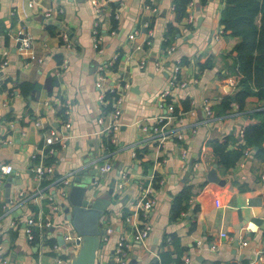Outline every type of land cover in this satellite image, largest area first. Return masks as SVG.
I'll return each instance as SVG.
<instances>
[{
	"label": "crops",
	"instance_id": "obj_1",
	"mask_svg": "<svg viewBox=\"0 0 264 264\" xmlns=\"http://www.w3.org/2000/svg\"><path fill=\"white\" fill-rule=\"evenodd\" d=\"M224 4L225 0H188L177 16L173 0H0V62L7 60L0 66V172L2 164L13 166L1 177L0 260L63 264L57 257H67L70 248L58 241L60 228L48 227L40 235L33 226L37 239H28L26 220L35 214L37 203L25 196L38 189L53 194L57 209H51L42 196L43 210L53 221L66 220L61 204L67 202V194L56 182L81 169L87 179L80 182L92 184L98 193L112 187V204L102 218L113 231L98 250L99 264L116 263L114 247L127 228L124 212L151 173L163 178L154 185L151 233L145 244L126 235L131 242L126 264H150L156 259L160 264L152 251L159 254L172 248L162 245L166 233L179 237L185 248L182 255L191 257L189 264H264V159L243 150L234 165H220L209 142L229 134L240 140L245 115L233 104L226 114L207 117L202 106L207 100L214 107L237 84L227 65L238 38L222 31ZM46 10L52 18L45 16ZM168 25L174 30L165 46ZM94 27L100 34L97 46ZM62 31L68 34L70 46L63 43ZM20 35L31 41L35 58L16 46ZM169 46H173L170 54ZM177 59L179 78L185 84L167 98L178 107L177 113L190 109L193 114L185 112L181 139L171 135L158 147L145 139L136 123L165 112L159 95L169 87L171 61ZM99 74L103 77L97 84ZM24 82L37 88L27 89L21 86ZM125 82L129 88L123 92L119 127L109 134L102 132L97 118L108 110L100 94ZM262 105L251 95L244 108L251 113ZM49 129L62 135L63 144H54V159L48 163L53 165L52 173L38 180L33 167L49 155L37 151ZM237 144L230 141L229 147ZM103 155L111 168L99 174L95 160ZM211 168L222 183L207 179ZM122 172L127 178L117 189ZM187 182L194 187L190 205L171 220L172 197ZM55 243L60 247H53Z\"/></svg>",
	"mask_w": 264,
	"mask_h": 264
},
{
	"label": "built area",
	"instance_id": "obj_2",
	"mask_svg": "<svg viewBox=\"0 0 264 264\" xmlns=\"http://www.w3.org/2000/svg\"><path fill=\"white\" fill-rule=\"evenodd\" d=\"M149 6V5H147ZM155 9V7H153ZM61 10V9H60ZM45 16L48 18H52L51 11L46 10ZM116 16H118L117 13H115ZM93 33V41L94 45H98V40L100 39V34L98 33V30L94 27L92 30ZM61 38L63 43L65 45L70 46V40L69 36L65 31L61 32ZM133 33H130L128 36L130 38L133 37ZM20 41L19 47L21 48L22 52L27 53V55L30 58H35L34 52L32 51L31 47V41L24 36L18 37ZM173 51V46H169L167 48V52L170 54ZM38 60H41V58H38ZM7 63V60H2L0 62V66H3ZM65 61H63L62 65H64ZM143 61H140V66H142ZM157 65L159 63L157 62ZM180 62L179 60H172L170 71H169V87L162 91L159 95L160 100V106H162L165 109V112L159 113L156 116H153L151 121L144 120L143 122H137V126L145 133V139L148 142L155 143L158 147L162 146L163 142L171 135H173L175 138L181 139L183 137V130L181 128V122L183 118L185 117V112L189 111L191 114H193V111L188 109L187 111H180L177 113L175 111V106L172 102L166 101L167 96L173 91L175 87L178 86H184V82L180 80L179 78V72H180ZM102 74H99L97 78V84H99V81L102 79ZM129 88V83L125 82L120 86H110L107 90V92L111 93V99H107L105 97V92L103 91L100 94V100L107 104L110 102L111 108L104 112L97 118V121L99 125L101 126L100 130L102 132H106L107 134L111 133L114 130H117L119 127V121L118 118L122 112V98H123V92ZM203 109L205 111V114L207 117L214 116L213 110L211 105L207 102V100H204L202 102ZM35 125H39L38 121H35ZM66 126H69V124H66ZM243 134V127L239 129V135L242 136ZM110 140L113 141V138L110 137ZM43 145L38 148L37 151H39L42 155L53 153L55 150L54 144L59 143L63 144V137L61 134L57 133L54 129L46 130L43 133ZM47 148V151H44V148ZM249 149H245L244 153H249ZM36 152L32 154V157H36ZM100 161L97 159L95 160L96 164V171L99 174H103L111 168V162L107 160V157L103 155L101 158L99 157ZM13 171V166L9 163L2 164L1 165V172H0V185H1V177L5 173H10ZM53 171V165L45 163L42 160V157L35 163L33 167V175L38 180H41L45 178L47 175L51 174ZM83 172L81 169L72 170L68 174H66L64 177L60 178L56 183H61L62 188V194H66L65 187L71 182L72 178L78 173ZM157 175L154 173H151L149 175V179L146 181V183L140 185V190L137 196L130 200L129 202V210L125 212L123 220L127 224V228L125 229V234H121L115 244L114 247V254L117 264H126L127 263V257H128V250L129 246L131 245V242L127 240L126 235H130L131 241L140 242L145 244V241L148 239L151 233L152 225L149 220V211L153 207L155 203V184H160L163 182L162 177H156ZM262 178L264 175H261ZM127 178L126 172H122L119 175V180L116 184V188H121L124 181ZM96 179L93 181L96 183ZM45 196V198L48 200L49 205L51 209L55 210L58 207V204L53 198V194H47L45 195L42 193L41 189H38L35 191L32 195L25 196L26 199H34L37 203L36 209L33 211L35 214L30 215L27 220L25 227V232L29 240H32L34 238V232H33V226H36L39 230L40 235L45 232L46 228L48 227H56L60 228L62 230V236L64 244H67V247L70 248L69 253L76 248V239L79 237V234L74 229L73 225L69 220H63L60 222L53 221L48 213H46L43 210L42 203H41V197ZM35 203V202H34ZM113 231V228L106 224H101V242L102 244L104 242H107L109 240L110 234ZM221 236L225 235V232H220ZM197 243H200V241H196ZM246 243V241H243V244ZM55 248H59L60 244L55 243L52 245ZM1 247V245H0ZM153 254L158 258V253L152 251ZM68 253V255H69ZM67 257H63L62 255H59L57 257V261L59 263L66 264ZM191 260V257L189 255H182L181 260L177 263L169 262L168 264H189ZM0 264H8V261L5 258H2L0 260Z\"/></svg>",
	"mask_w": 264,
	"mask_h": 264
},
{
	"label": "trees",
	"instance_id": "obj_3",
	"mask_svg": "<svg viewBox=\"0 0 264 264\" xmlns=\"http://www.w3.org/2000/svg\"><path fill=\"white\" fill-rule=\"evenodd\" d=\"M187 2L188 0H173L177 16L185 11ZM220 22L225 34L238 38L228 55L229 63L227 65L229 72L237 76V84L235 91L232 94L224 95L212 107V110L214 116H220L226 114L232 105L236 104L237 110L245 115L243 134L238 137L240 140H237L233 134H229L221 140L214 138L209 142L217 155L218 163L227 168L235 164L246 148L252 151L257 158L264 159V0H225L220 13ZM173 30V26L168 25L163 42L165 46L170 44ZM24 84L27 89L35 90L37 88L35 84L28 82L22 83L21 86ZM111 95L106 92L105 97L110 100ZM251 95H255L263 101V105L260 109L250 113L245 110L244 105L247 97ZM169 100V98L166 99L168 102ZM110 108V102L105 104L106 110ZM177 109L176 106L175 111H178ZM252 117L254 120H251ZM230 141L238 142L234 149L229 147ZM53 159L54 154L50 153L44 158V162L51 163ZM156 177L160 176L157 174ZM193 188V184L187 182L180 191L173 195L169 217L171 220L180 217L183 211H187L190 199L194 194ZM33 232L36 240L38 230L33 229ZM164 244L172 248L160 250L158 254L160 264H168L171 261L179 262L185 249L180 244L179 237L175 233H166L162 242V245ZM157 260H152L150 264H158ZM212 264L218 263L213 262Z\"/></svg>",
	"mask_w": 264,
	"mask_h": 264
},
{
	"label": "water",
	"instance_id": "obj_4",
	"mask_svg": "<svg viewBox=\"0 0 264 264\" xmlns=\"http://www.w3.org/2000/svg\"><path fill=\"white\" fill-rule=\"evenodd\" d=\"M19 44L18 40L16 46ZM84 174L78 172L65 187L67 202L61 204L65 219L71 222L79 234L76 248L69 253L66 264H99L98 250L102 246L100 219L112 204V187L103 193H98L93 189L92 184L80 182L87 179ZM206 177L209 181L223 182L215 168H211ZM57 239L62 242V234Z\"/></svg>",
	"mask_w": 264,
	"mask_h": 264
},
{
	"label": "rangeland",
	"instance_id": "obj_5",
	"mask_svg": "<svg viewBox=\"0 0 264 264\" xmlns=\"http://www.w3.org/2000/svg\"><path fill=\"white\" fill-rule=\"evenodd\" d=\"M89 179L91 180V177H90ZM90 180H89V181H90ZM87 183H88V181H87ZM102 217H103V216H102ZM102 217H101V219H100L101 224H103V222H105L104 219H103Z\"/></svg>",
	"mask_w": 264,
	"mask_h": 264
}]
</instances>
